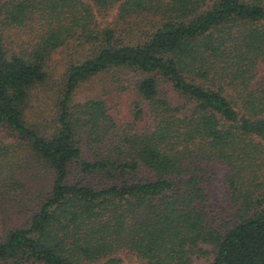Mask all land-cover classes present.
<instances>
[{"label":"trees","instance_id":"trees-1","mask_svg":"<svg viewBox=\"0 0 264 264\" xmlns=\"http://www.w3.org/2000/svg\"><path fill=\"white\" fill-rule=\"evenodd\" d=\"M122 254L264 264V0H0V264Z\"/></svg>","mask_w":264,"mask_h":264},{"label":"rangeland","instance_id":"rangeland-1","mask_svg":"<svg viewBox=\"0 0 264 264\" xmlns=\"http://www.w3.org/2000/svg\"><path fill=\"white\" fill-rule=\"evenodd\" d=\"M121 258H122V261H123L122 264H138V262H136V259H133L130 256H127L126 254H122ZM195 264H209V260H207V259L196 260Z\"/></svg>","mask_w":264,"mask_h":264}]
</instances>
